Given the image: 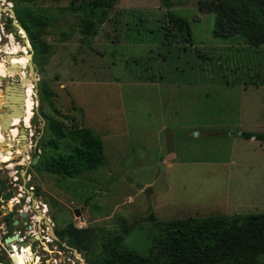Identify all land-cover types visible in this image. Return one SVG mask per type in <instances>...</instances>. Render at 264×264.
Wrapping results in <instances>:
<instances>
[{
	"label": "rangeland",
	"instance_id": "1",
	"mask_svg": "<svg viewBox=\"0 0 264 264\" xmlns=\"http://www.w3.org/2000/svg\"><path fill=\"white\" fill-rule=\"evenodd\" d=\"M9 1L13 16L24 9L34 14L42 52L34 61L24 31L23 45L25 38L1 19L19 49L0 64V113L7 111L4 88L18 86L14 75L24 80L30 63L33 74L12 92L24 90L25 97L32 87L23 117L32 146L31 209L45 198L53 209V226L35 227L50 241L36 242V253L28 261L16 255L14 264H104L102 243L118 235L125 250L147 256L160 235L149 212L157 222L264 213V143L239 136L264 133V43L250 47L234 34L216 37L215 0H168L169 13L186 21L189 39L167 19L160 0H119L87 39L79 26L88 0ZM10 65L19 71L7 70ZM46 118L90 129L101 141L103 165L72 179L46 173L39 164L49 138ZM23 127H17L21 136ZM15 129L8 132L17 135ZM5 164L0 196L11 188V170L20 169ZM7 202L0 200V226H7L6 235L20 230L28 237L25 227L9 225L15 211ZM65 231L81 247L63 249L64 240L59 245L55 237Z\"/></svg>",
	"mask_w": 264,
	"mask_h": 264
},
{
	"label": "trees",
	"instance_id": "2",
	"mask_svg": "<svg viewBox=\"0 0 264 264\" xmlns=\"http://www.w3.org/2000/svg\"><path fill=\"white\" fill-rule=\"evenodd\" d=\"M165 16L187 39L189 27L184 19L172 16L168 0H160ZM212 9L214 34L227 39L234 34L250 47L264 43V0H215ZM119 0H88L80 10V34L84 39L94 36ZM15 20L27 36L33 60L41 51L34 14L28 9L16 10ZM8 19V24H10ZM36 24V25H35ZM232 32V33H231ZM25 38L24 33L20 31ZM26 43L27 40L25 39ZM49 138L41 147L39 164L48 174L60 179H72L103 165L102 144L90 129L67 127L63 122L46 118ZM245 140L264 143V133L241 132ZM148 221L160 235L147 256L125 250L123 238L114 236L102 243L104 264H264V213L218 217H188L169 222H157L151 212ZM78 246L81 245L69 233Z\"/></svg>",
	"mask_w": 264,
	"mask_h": 264
},
{
	"label": "built area",
	"instance_id": "3",
	"mask_svg": "<svg viewBox=\"0 0 264 264\" xmlns=\"http://www.w3.org/2000/svg\"><path fill=\"white\" fill-rule=\"evenodd\" d=\"M10 10H12L11 2L9 0H0V21L3 17H4V19H3L4 22L6 21V19L7 20L10 19V20L14 21L12 14L9 12ZM3 26L4 25L0 26V44L2 43V40H5V39L8 40V36L12 37L11 34H9L8 36L6 34H4L5 31L2 28ZM18 31L19 30L16 29V32H18ZM22 36L23 35L20 34L21 38H22ZM6 137H8V135ZM12 141L17 146L19 144L20 139L18 138L16 141L15 140H12ZM26 142H27V144H26L27 148H26V152L24 154L26 159L23 161V158L21 156L17 155V157H21V162L11 163V165H13L14 168H20V169L19 170H17V169L11 170L12 176H11V182L9 183L11 188L8 189L6 192H11L13 194L12 197L10 199H8L7 203H8V205L11 204L10 205L11 209H14V211H15V215H13L10 218L9 225H11L15 229L17 227L23 226L26 228L27 232L29 231L27 233L28 237H26L27 238L26 242H28V247H29L30 244H35L36 242H40V240H46V242L50 241L48 239V236H46L47 238H44V236H40L39 233H37V231L35 230V227L37 226L38 223H41V225H44V223L46 221L48 223V225H44V228L46 230L49 226L52 227L53 225L51 222H49V212L47 210V205H46L45 199L43 202L39 203L40 209L38 206L34 207V209H31V206H30L31 201H32V197H34V195H33V186L29 185L32 182V179H30V177L28 176V173H26V170H29L31 165H32L31 160H30V156H29L30 152L32 150V146H31V143L29 142V140H26ZM11 152H13V151H11ZM12 156H14V155H12ZM5 165L7 167L9 164L8 165L5 164ZM37 210H38V212H37ZM21 213H23L25 215L24 218H21V216H20ZM26 220L28 223L26 222ZM11 222H12V224H10ZM13 223H16V225H13ZM27 224H29V225H27ZM27 226L30 227V229H27ZM6 227L4 226L3 223L0 226L1 235H2V236H0V249H5V245L1 241L3 239H5L6 237L11 235V234L6 235V234H8ZM40 231H41V233H43V230H40ZM13 233H14V231L12 232V234ZM33 237H38L39 238L38 241H36L34 243L29 242V239L33 238ZM18 240L20 241V239H18ZM11 247H12V254H13V253H15V244L12 243ZM20 253L23 256L25 255V249L23 247L20 248ZM12 254H10L8 251H6V258L10 262V264H14V262L12 260Z\"/></svg>",
	"mask_w": 264,
	"mask_h": 264
},
{
	"label": "water",
	"instance_id": "4",
	"mask_svg": "<svg viewBox=\"0 0 264 264\" xmlns=\"http://www.w3.org/2000/svg\"><path fill=\"white\" fill-rule=\"evenodd\" d=\"M9 12L13 16V12L11 10ZM13 19H14V21H11L10 26L15 28V29H18L19 31L20 30L22 31L20 26L16 23L14 16H13ZM8 29H9L8 26H3L4 31H8ZM16 36L19 37L20 35L16 34ZM25 39H26V37H25ZM22 41H23V39H22ZM6 69L11 70V71H15V73L17 71H19V67L15 66V65H12V66L10 65L9 67L7 66ZM31 74H33V66L30 63H28V65L26 67L27 77L24 80H20V78L17 75H14V77L19 80L20 84L18 86H15L14 84H10L4 88L3 97L5 99V104H3L2 107L5 108L7 111L4 113H0V124H2V126H1L2 128H1L0 132L3 133L6 131V133L8 134V137L11 140L16 141L17 139H14L10 135V133L8 132V130L12 126V123L10 121H11V119H13L15 117H18V119H20V120L23 119V113H21V110H19L16 106L20 105L21 100H22L23 95H24V90H22L20 93H19V91L18 92H12V91H14L15 88L22 89L23 85H21V83L28 81ZM3 79H4L3 77H0V81H2ZM22 127H23V125H22ZM22 133H23V135L22 136L19 135V136L23 137L24 141H26L27 140V134L25 132L24 127H23ZM11 144L14 146L16 145L13 141H11ZM12 195L13 194L11 192H6L0 196V200L1 201H7L8 199H10L12 197ZM45 202L47 205V210L49 212V217H51L53 209H52L50 202L47 198H45ZM81 210H83V208H81ZM72 215L74 217H78L80 215V210L74 209L72 211ZM20 216H21V218H24L25 215L23 213H21ZM13 225H16V223H13ZM27 229H30V227L27 226ZM65 238H66V241H65L66 246H68L69 248H72V249L77 248V243L75 242V240L71 236L65 234ZM38 239H39L38 237H33V238L29 239V242L34 243V242L38 241ZM3 243L5 245V249H0V261H4L6 259V251H8L9 253L12 252V247H11L12 243H16L15 244V252L16 253L20 252V250H19L20 247H23L24 249L28 248V242H26V241L25 242H19L16 235H13L11 237H6L3 240ZM12 260H14L13 256H12Z\"/></svg>",
	"mask_w": 264,
	"mask_h": 264
},
{
	"label": "flooded vegetation",
	"instance_id": "5",
	"mask_svg": "<svg viewBox=\"0 0 264 264\" xmlns=\"http://www.w3.org/2000/svg\"><path fill=\"white\" fill-rule=\"evenodd\" d=\"M1 53V52H0ZM4 54V53H3ZM12 53H10L8 50H7V53L6 54H4V58H0V64H6V61H7V57L10 55V56H12L11 55ZM14 55V54H13ZM7 64H8V62H7ZM0 69H2V68H0ZM5 78V77H4ZM30 88H32V87H29V86H27V93L25 94V97H23V101H22V104L24 105L23 107V110L21 111V113H23V117H24V119L26 118L27 119V114H28V112H30V109L29 110H25V108H30V107H28V104L31 102V99H30V97H29V90H30ZM15 119V122L14 123H12V126L11 127H16V132H18V129H17V127L20 125V124H22L23 125V122H24V119H22V120H20V119H18V118H14ZM2 126V124H0V130H1V127ZM8 135V134H7ZM14 139H18V137H19V139H20V141H19V144H18V147L23 151V153L25 154V152H26V150H25V147H26V145H25V143H23V141H22V137L21 136H19V135H21V133L19 134V132H18V134L17 135H14V134H10ZM6 137V136H5ZM7 139V140H6ZM11 139L8 137H6V138H4L2 135H0V148L3 150V151H1L0 150V163H3V164H5L4 162H2V156L3 155H8V156H11L12 155V153L10 152V148H15V146L14 145H12L11 144ZM1 143H4L3 145L1 144ZM1 152H4V153H1ZM10 166H12L11 165V163L7 166V167H10ZM26 229V228H25ZM16 232H17V234H16V236H17V239H20V241L19 242H25L26 240H27V238H26V236H24V232H21L20 230H16ZM65 234H67V235H69V233L68 232H63V233H61V235H59V236H56L55 237V240L58 242V244L59 245H61L60 243H59V239H62V240H64V242L66 241V238H65ZM12 235V234H11ZM11 235L10 236H8V237H11ZM13 236V235H12ZM70 236V235H69ZM4 240V239H3ZM3 240L1 241L2 243H3ZM14 244H16V243H14ZM35 244H30L29 245V247H30V249H31V251L33 252V255L36 253V250H35V246H34ZM63 249H68L69 247L68 246H66V245H62L61 246ZM77 247H78V244H77ZM76 249V248H75ZM54 263H53V262ZM48 263L47 264H56V261L55 260H53V259H48V261H47ZM71 264H75L76 262H73V261H71L70 262ZM33 264H42L41 262H39V261H36L35 263H33Z\"/></svg>",
	"mask_w": 264,
	"mask_h": 264
},
{
	"label": "bare ground",
	"instance_id": "6",
	"mask_svg": "<svg viewBox=\"0 0 264 264\" xmlns=\"http://www.w3.org/2000/svg\"><path fill=\"white\" fill-rule=\"evenodd\" d=\"M17 34H19L20 35V33H19V31L17 32ZM25 44V39H23V45ZM19 49V47H18V44L17 43H15L14 41H13V39H12V37L10 36H8V44H6V46L1 50L0 49V52L1 53H4V54H6L7 53V50L10 52V53H12V54H16V51ZM2 68H4V65H0ZM4 78V77H3ZM29 86V85H28ZM29 87H31V86H29ZM7 121V120H6ZM15 122V119L13 118L12 119V123H14ZM14 156H17V155H19V156H21L22 158L24 157V153H23V151L21 150V149H19V147H18V145L17 146H15V148L13 149V152H11ZM11 159H12V155L11 156H8V155H3L2 156V162H4V163H11ZM20 248H22V247H20ZM20 250V249H19ZM16 255H22L20 252L19 253H14L12 256L14 257V260L13 261H15L16 259H15V256ZM29 257L31 258V250H30V248L28 247V248H26L25 249V255L23 256V258H24V260H26V261H28L29 260ZM18 260V259H17ZM21 261V260H20ZM24 264V263H23ZM26 264H28V263H26Z\"/></svg>",
	"mask_w": 264,
	"mask_h": 264
},
{
	"label": "crops",
	"instance_id": "7",
	"mask_svg": "<svg viewBox=\"0 0 264 264\" xmlns=\"http://www.w3.org/2000/svg\"><path fill=\"white\" fill-rule=\"evenodd\" d=\"M241 133V132H240ZM239 133V134H240ZM261 143V142H260ZM188 218V217H187ZM176 219H180V218H176ZM49 222H51V220H50V217H49ZM48 223L45 221V223H44V225H47Z\"/></svg>",
	"mask_w": 264,
	"mask_h": 264
}]
</instances>
